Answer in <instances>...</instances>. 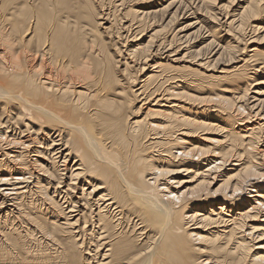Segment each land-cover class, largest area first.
<instances>
[{"label":"bare ground","instance_id":"6f19581e","mask_svg":"<svg viewBox=\"0 0 264 264\" xmlns=\"http://www.w3.org/2000/svg\"><path fill=\"white\" fill-rule=\"evenodd\" d=\"M154 1L0 0V264H264V0Z\"/></svg>","mask_w":264,"mask_h":264},{"label":"rangeland","instance_id":"374dc122","mask_svg":"<svg viewBox=\"0 0 264 264\" xmlns=\"http://www.w3.org/2000/svg\"><path fill=\"white\" fill-rule=\"evenodd\" d=\"M168 1H170V0H168ZM155 3H159V0H155L154 1V3L153 4H155ZM150 6H152V4H150ZM155 6H156V4H155ZM152 7H154V6H152ZM179 17H180V14L178 15ZM189 16V14L188 13H185L183 16H181L180 17V19H182V17H183V19L182 20H180L179 21V24L180 25H185V23L186 24H188V23H190V22H192V16H189V18H186V17H188ZM223 21V20H222ZM179 27V26H178ZM178 27H176V30L178 29ZM191 32H193V31H191ZM148 36H149V34H148ZM129 44H132L133 43V41L132 42H128ZM262 44L260 45L259 44V46L258 47H263L264 46V42H261ZM257 42H253L249 47H250V49H251V46H253V47H257ZM183 53V52H182ZM180 56H182V54L180 55ZM179 56V57H180ZM121 59V58H120ZM149 66H151V65H153V63L152 62H149V64H148ZM220 65H218V67H219ZM146 69H147V67H146ZM148 69H150V68H148ZM148 72H149V70H148ZM141 77V76H140ZM137 78H139V77H137ZM140 80H142V78H140ZM264 87V86H263ZM136 89V88H135ZM134 89V90H135ZM135 103V105H136V103H137V100L134 102ZM138 106H140V104H138ZM261 149V148H260ZM38 236V237H37ZM37 236H35V237H37L38 239L40 238L39 237V235H37ZM36 244V245H35ZM30 250H32L33 252H35L38 248H37V243H34V245H33V243H31L30 245ZM32 247V248H31ZM35 249V250H34Z\"/></svg>","mask_w":264,"mask_h":264}]
</instances>
